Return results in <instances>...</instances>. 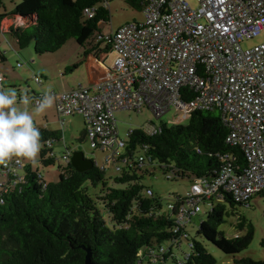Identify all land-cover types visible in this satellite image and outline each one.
I'll use <instances>...</instances> for the list:
<instances>
[{
  "label": "trees",
  "instance_id": "1",
  "mask_svg": "<svg viewBox=\"0 0 264 264\" xmlns=\"http://www.w3.org/2000/svg\"><path fill=\"white\" fill-rule=\"evenodd\" d=\"M111 1L22 0L11 15L0 16V25L8 16L22 19L26 24L12 26L9 36L21 49L34 43L38 55L55 54L72 39L86 48L102 35L101 24L110 23V8L104 5ZM142 1L125 3L143 11ZM87 9H95L92 17L86 14ZM107 50H111L110 45ZM0 59L5 60L1 50ZM159 126L161 132L157 135L150 136L144 130L127 134L123 139L126 161L116 176H109L108 169L96 163L92 170L80 173L69 162L59 166V181L48 183L39 170L28 165L21 183L10 181L0 187V264H85L86 250L91 252L94 264H154V256L162 248L165 252L158 260L165 264H217L188 232L196 216L185 231L175 234L172 218L176 210L172 212L168 206L178 196L164 210L163 200L142 180L159 168L168 180L187 179L192 184L209 181L226 165L244 170L248 164L245 153L227 143L229 130L219 111H197L187 124L169 127L161 122ZM40 132L44 144L40 162L49 167L55 164L56 155L47 143L52 145L62 135L59 131ZM148 190L152 195L147 194ZM249 202H236L225 192L202 202V211L204 205L210 210L198 235L226 255L240 254L253 240V226L239 220L235 229L247 231L235 237H228L221 227L230 215L228 204L235 209ZM186 231L188 237L184 238ZM177 240L192 244L187 261H183L184 254L176 257L173 242ZM165 242L170 246L164 247ZM261 245L264 247V238ZM236 264H264V260L246 258Z\"/></svg>",
  "mask_w": 264,
  "mask_h": 264
},
{
  "label": "built area",
  "instance_id": "2",
  "mask_svg": "<svg viewBox=\"0 0 264 264\" xmlns=\"http://www.w3.org/2000/svg\"><path fill=\"white\" fill-rule=\"evenodd\" d=\"M198 2L195 9L187 0H143L144 22L127 23L96 37L115 53L111 75L90 88L53 94L61 125L66 118L81 115L91 148L108 153L102 168L111 163L118 172L126 161V142L120 137L117 112L146 108L158 119L171 113L173 125L187 124L197 111L220 112L229 130L227 143L244 151L247 167L234 170L226 165L214 172L212 180L192 184L169 204L170 211L176 210L175 234L185 231L202 211V202L214 196L225 192L243 203L264 192V44L252 49L241 45L264 31V0ZM104 6L109 8L108 3ZM94 12L86 10L89 17ZM17 22L26 24L20 18ZM3 80L0 75L1 89ZM35 81L43 83L39 77ZM42 97H33L34 105ZM160 132V126H154L147 134ZM47 145L51 147V142ZM62 159L71 162V153ZM1 164L0 176L7 181L0 187L23 181L21 158ZM182 241H174V247L180 249ZM191 245L188 242L189 249ZM163 252L164 248L154 256V264H165L158 260ZM188 258L189 252L183 261Z\"/></svg>",
  "mask_w": 264,
  "mask_h": 264
},
{
  "label": "rangeland",
  "instance_id": "3",
  "mask_svg": "<svg viewBox=\"0 0 264 264\" xmlns=\"http://www.w3.org/2000/svg\"><path fill=\"white\" fill-rule=\"evenodd\" d=\"M189 4L197 9L199 2L198 0H187ZM22 0H4L3 6L0 7V16L2 15H11L16 6L21 4ZM111 21L110 23L101 24L100 30L103 34H108L111 29H116L119 26H122L131 22H144L145 15L143 11H138L130 7L127 3L122 0H113L109 3ZM9 19L7 22L13 23L18 21V17L8 16ZM20 22V21H19ZM6 38V40H5ZM8 41V42H7ZM0 43L1 50L5 52L7 56V62L4 64V70L9 72L11 75H16L19 77L24 72H26L25 77L26 81L20 83L22 98L26 97L25 92L32 89L39 88V84L35 81L34 77L41 76L40 71L43 67H50L60 62L63 59L72 58L78 53L81 46L78 45L76 40H69L57 53L55 54H45L38 55L35 52V44L31 43L28 47L21 49L16 45L13 39L10 36H4L0 31ZM11 44L15 50L10 48ZM264 44V31L262 33L250 40H245L242 42L243 49H252L256 46ZM10 49V50H9ZM25 54H31L30 62L24 57ZM26 55V56H28ZM17 64H20L22 68H17ZM57 66V64H56ZM2 68V65L0 66ZM31 69V71L29 70ZM58 75V74H57ZM62 79V77H58ZM43 83L45 79L43 78ZM5 90L12 89L9 87L8 83L4 85ZM30 98V97H29ZM29 101L27 105L18 104L21 108H27L29 112L33 114L34 124H36L39 129H53V131H59L62 135V139L56 142H53V151L56 154L55 164L49 167H45L40 162V152L35 158V161H30L27 159H22L23 164L32 165L34 169L39 170L43 179L48 183H56L59 181L60 169L59 166H64L63 154L65 152H83L87 159H91L97 163L99 167H103L106 163L107 151L100 149L94 150L91 148L90 141L87 138H83V119L82 116L68 117L66 118V125L61 126L56 116H51L54 122L52 124L53 128H47V122L45 115H49L47 109L45 112L36 114L34 112L33 102ZM19 102V99L17 98ZM115 118L118 123L120 137L122 139H127V134L135 130H148L154 126H159L161 122H168V126L171 127L173 123L171 122L172 114L168 113L162 119L156 118L153 112L149 109H143L141 112L135 111H119L115 114ZM44 147V144L41 143V149ZM40 149V151H41ZM2 164L0 163V169ZM108 175L116 176L118 171L115 169L114 164L107 166ZM142 183L152 189L156 196H159L163 200L164 210L167 209V203L170 202L174 196H183L191 188V181L187 179L183 180H168V178L162 173V171L157 168L153 176L146 175ZM227 209L230 212L229 217L227 218V224L221 227V230L226 231L228 237H235L237 235H244L247 229L239 231L235 229L239 220L245 221L246 224H251L254 229L253 240L250 246L242 251L240 254L235 256L226 255L220 250H218L213 244L209 243L198 235V229L201 222L207 219V213L210 210L209 206L204 205L202 213L196 216L192 223L188 226V232L191 235V238L199 243H201L209 254H211L217 261V264H236L237 260H242L246 258L253 259L255 261L264 260V247H262L261 242L264 238V195H257L252 200H250L248 206H237L233 209L229 204ZM164 247H169L170 243L165 242ZM190 250L188 248V242L186 240L182 241V246L179 250H175L177 255L181 258L183 254L188 253Z\"/></svg>",
  "mask_w": 264,
  "mask_h": 264
},
{
  "label": "crops",
  "instance_id": "4",
  "mask_svg": "<svg viewBox=\"0 0 264 264\" xmlns=\"http://www.w3.org/2000/svg\"><path fill=\"white\" fill-rule=\"evenodd\" d=\"M8 19L9 17H7V19H4L0 25V31L4 34V36H7V35L9 36V30L12 26H15V25L23 26V25H19L18 22L9 23L7 22ZM118 28L111 29V31L106 35H109L112 31L117 30ZM101 34L105 35L102 33V31H101ZM94 41H91L90 46L80 49L78 53L74 55L72 58H68V59L65 58L61 60L60 62L56 63L57 66L55 64L54 67L53 66L43 67L42 70L40 71V74H41V77L45 79V83L41 85L39 84V88L32 89L31 93L30 91H26L25 98L30 97L29 100L31 101V98H33L34 96H37L38 94H41V93L45 94V92H50L53 95V94H58V93L78 89L80 87L90 88V87L95 86V84L99 82L101 79H104L105 77H109L113 70V62L115 59V53L113 52L112 49L109 51L107 50L108 43L106 41L100 40L99 42H97L96 39ZM14 43L17 45L15 41ZM9 45L12 50H15V48L11 44ZM0 47H1V43H0ZM4 55H5V60L0 59V66L2 65V68H3V69H0V75L4 78L2 89L0 88V90H5L4 85L5 83H8L9 87H11L12 89H15L17 93V98L19 99V102L18 101L17 102L18 104H21L20 101L23 96H22L20 83L22 82L24 83L26 81L25 77H23V76H26V72H24L22 75L17 77L16 75H11L9 72L4 70V64L7 62V56L5 52H4ZM26 55L28 54H25L24 57L26 58V60L30 62L31 61L30 58H32V55L31 54H29L28 56ZM17 68H22V67H18V64H17ZM29 70L31 71V69ZM60 76L62 77V79L58 78ZM47 112L49 113V115H45V119L47 122V126H46L47 128H53L52 124L54 120L53 118H51V116H56L59 123L61 124L58 114H57V110H56L55 98H54L53 106L49 108ZM76 116H81V115H75L72 117H76ZM82 119H83V126H84V131H83V137H84L85 121L83 117ZM40 130H43V129H40ZM44 130L53 131V129L52 130L44 129ZM51 150L53 149L51 148ZM66 153H69V152H65L64 154ZM10 159H8L7 161H9ZM22 159L23 158H21V160ZM27 166L28 165L23 164V169L19 170V173L21 175H25V167ZM1 170L2 169H0V172ZM1 181L3 182L7 181V178L4 176L3 177L0 176V182ZM175 254H176V257H179L177 253Z\"/></svg>",
  "mask_w": 264,
  "mask_h": 264
},
{
  "label": "clouds",
  "instance_id": "5",
  "mask_svg": "<svg viewBox=\"0 0 264 264\" xmlns=\"http://www.w3.org/2000/svg\"><path fill=\"white\" fill-rule=\"evenodd\" d=\"M21 104L27 105V98ZM54 96L45 92L34 107L40 114L51 108ZM41 149V132L34 124L33 114L18 106L15 89L0 90V162L12 157L35 161Z\"/></svg>",
  "mask_w": 264,
  "mask_h": 264
},
{
  "label": "water",
  "instance_id": "6",
  "mask_svg": "<svg viewBox=\"0 0 264 264\" xmlns=\"http://www.w3.org/2000/svg\"><path fill=\"white\" fill-rule=\"evenodd\" d=\"M71 165L77 172H87L89 170H92L95 166L94 161L91 159H87L83 152H74L71 153ZM87 251L85 264H94L92 263L91 259V252L89 250Z\"/></svg>",
  "mask_w": 264,
  "mask_h": 264
}]
</instances>
